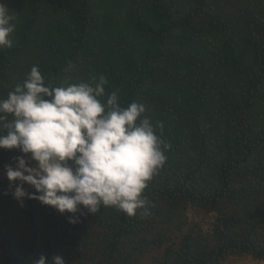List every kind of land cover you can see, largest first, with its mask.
<instances>
[{
    "label": "trees",
    "instance_id": "1",
    "mask_svg": "<svg viewBox=\"0 0 264 264\" xmlns=\"http://www.w3.org/2000/svg\"><path fill=\"white\" fill-rule=\"evenodd\" d=\"M0 4L16 25L0 51V99L33 66L53 87L102 74L106 93L118 91L122 107L143 104L171 144L144 192L148 217L102 207L78 212L75 225L35 200L20 206L1 174L22 154L0 150V264L41 255L65 264L264 263V0Z\"/></svg>",
    "mask_w": 264,
    "mask_h": 264
},
{
    "label": "clouds",
    "instance_id": "2",
    "mask_svg": "<svg viewBox=\"0 0 264 264\" xmlns=\"http://www.w3.org/2000/svg\"><path fill=\"white\" fill-rule=\"evenodd\" d=\"M11 13L0 4V51L12 46ZM74 67L69 61L64 71ZM70 79L46 86L33 66L23 83L0 99V150L22 154L5 166L13 199L20 206L35 200L67 213L70 225L79 222L78 212L95 214L102 207L148 217L154 205L144 192L171 149L162 138L163 124H153L143 104L122 107L118 91L106 93L109 82L102 74L88 82ZM34 264L65 262L59 255L50 260L41 255Z\"/></svg>",
    "mask_w": 264,
    "mask_h": 264
},
{
    "label": "rangeland",
    "instance_id": "3",
    "mask_svg": "<svg viewBox=\"0 0 264 264\" xmlns=\"http://www.w3.org/2000/svg\"><path fill=\"white\" fill-rule=\"evenodd\" d=\"M25 159H27V157H25ZM30 166H34V162H30ZM1 176L5 177V171L2 172ZM147 261L149 262V259ZM225 264H264V263L254 261L250 257H242V258H231Z\"/></svg>",
    "mask_w": 264,
    "mask_h": 264
}]
</instances>
